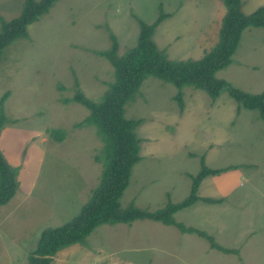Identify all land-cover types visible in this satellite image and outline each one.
<instances>
[{"label": "rangeland", "instance_id": "obj_1", "mask_svg": "<svg viewBox=\"0 0 264 264\" xmlns=\"http://www.w3.org/2000/svg\"><path fill=\"white\" fill-rule=\"evenodd\" d=\"M24 0H0L1 22L19 15ZM264 0H243L250 14ZM222 0H56L27 25V35L0 53V151L18 168V189L0 205V264H28L47 227L73 219L98 184L102 141L92 125L78 126L86 107L71 99L78 88L100 100L114 81L111 63L98 52L114 36L118 54L136 43L137 18L151 23L165 14L153 40L167 58L197 60L218 41ZM233 87L264 90V28H245L226 67L215 72ZM181 106L172 83L148 77L124 108L140 122L141 159L120 198L155 211L190 194L202 162L235 166L204 177L196 201L174 219L200 229L236 254L210 247L208 239L150 219L101 224L81 242L61 248L52 264H264V122L256 109L241 107L226 90L212 99L184 86ZM60 129L57 141L49 130ZM202 159V162H201Z\"/></svg>", "mask_w": 264, "mask_h": 264}, {"label": "trees", "instance_id": "obj_2", "mask_svg": "<svg viewBox=\"0 0 264 264\" xmlns=\"http://www.w3.org/2000/svg\"><path fill=\"white\" fill-rule=\"evenodd\" d=\"M56 0H24L19 15L9 21L1 22L0 53L2 49L17 38L27 35V25L46 13ZM225 13L219 28L217 43L211 50L197 60H177L167 58L153 40V31L165 14L151 23L137 18L139 31L136 43L122 54H118V44L114 36L109 50L98 52L113 66L114 81L102 94L100 100L87 98L78 88L71 99L88 110V115L78 126L92 125L102 141L100 154L96 161L101 164L98 184L91 190L88 200L79 213L70 221L57 227H47L40 233L34 250L29 253L28 264H52L49 260L58 250L70 244L83 241L95 227L101 224L127 223L138 219H150L165 225H175L182 233H195L208 239L211 248L224 253L236 254L234 248L218 245L211 236L200 229L187 227L174 219V214L193 205L196 201L220 202L198 196L197 189L201 180L233 169L235 166L210 168L202 162L195 176H191L190 194L183 200L172 203L155 211L138 208L132 204L123 208L120 198L129 184L131 169L141 159L140 139L135 133L138 119L124 116L125 105L131 101L139 87L148 77H155L172 83L177 89L174 99L182 103V88L190 86L204 90L212 99L222 90L243 108L256 109L264 122V90L251 94L233 87L224 79L215 77V72L232 61L242 31L248 27L264 28V5L250 14H245L243 0H222ZM4 123L3 109L0 106V127ZM49 135L61 141L64 132L60 129L49 130ZM16 166H13L0 151V205L6 204L18 189Z\"/></svg>", "mask_w": 264, "mask_h": 264}]
</instances>
